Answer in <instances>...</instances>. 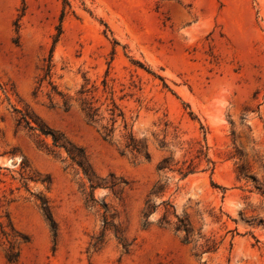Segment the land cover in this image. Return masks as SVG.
Listing matches in <instances>:
<instances>
[{
  "label": "rangeland",
  "instance_id": "rangeland-1",
  "mask_svg": "<svg viewBox=\"0 0 264 264\" xmlns=\"http://www.w3.org/2000/svg\"><path fill=\"white\" fill-rule=\"evenodd\" d=\"M0 224V264H264V0H0Z\"/></svg>",
  "mask_w": 264,
  "mask_h": 264
},
{
  "label": "trees",
  "instance_id": "trees-1",
  "mask_svg": "<svg viewBox=\"0 0 264 264\" xmlns=\"http://www.w3.org/2000/svg\"><path fill=\"white\" fill-rule=\"evenodd\" d=\"M88 112H89L88 118L91 122H93L96 117V110L94 111L93 108L89 107ZM20 123L21 124L25 123V126L27 128H29L30 130H33L28 115H23L22 118L20 119ZM38 128H39L38 131L43 137L45 138L50 137L52 139V145H51V148H48V151L50 153H55L56 150H64L67 153L68 159L71 161L72 165L76 166L79 169V171L85 176V178H87L88 182L90 183V189L92 191H95L97 188H101L102 186H104L103 184L98 183V177L92 170V167L89 164L88 156L84 149L78 147L77 145H74L73 143L68 141L64 137V135L50 129L49 127L45 125H39ZM111 133L112 131L110 130L107 131V134L105 135V139H108ZM142 148L143 147L133 137L129 139L128 144L126 145V150L133 152V153L140 154L142 151ZM147 158L149 159L150 157L148 156ZM163 164H167V161L165 160ZM165 169L166 167H163V165L158 168L160 172ZM193 172L194 171L192 167L190 166L188 168V171L184 175V177H187L188 175L193 174ZM106 184L109 185V188L112 191H117L121 189V185H122V183L113 175L110 176V180ZM154 194H157V192ZM91 198H93L92 195H91ZM41 210L43 212V215L46 221L49 223L51 230L55 231L56 225L53 222L48 204L44 200L41 201ZM151 212L152 210H149L145 214L146 219H148V216ZM1 227L3 228L2 225ZM9 227H11L10 233L4 232V235L9 240V250L6 253V260L10 264H15L18 262L20 258V251L18 250V247L22 244L28 243V239H26V237H22V235L16 232L15 229L11 225H9ZM175 230L177 232H184L186 234L184 241L188 242L189 237H190V231L188 229V226L184 223V221H179L177 226L175 227ZM101 241L102 240H99V243ZM124 249H126L125 246H124Z\"/></svg>",
  "mask_w": 264,
  "mask_h": 264
}]
</instances>
